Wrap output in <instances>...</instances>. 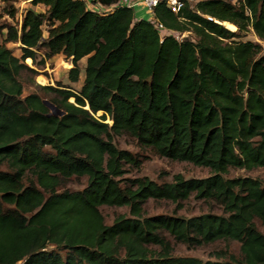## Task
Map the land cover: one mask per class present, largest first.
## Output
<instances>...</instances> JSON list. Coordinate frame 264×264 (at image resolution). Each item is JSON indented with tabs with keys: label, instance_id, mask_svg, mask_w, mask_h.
<instances>
[{
	"label": "trees",
	"instance_id": "1",
	"mask_svg": "<svg viewBox=\"0 0 264 264\" xmlns=\"http://www.w3.org/2000/svg\"><path fill=\"white\" fill-rule=\"evenodd\" d=\"M29 1L46 11L28 9L20 26L0 23V165L9 169L0 170V264H264V184L225 176L231 167H264L263 46L238 40L253 29L264 41V0H186L178 15L162 1L156 18L196 36L181 41L162 40L133 7L100 14L85 0ZM9 42L21 43V57ZM60 53L71 58L73 82L87 63L79 91L40 86L65 111L54 116L38 93L24 96L20 75L36 73L26 59L44 64ZM120 134L212 174L161 184L125 177L127 164L142 162L117 146ZM71 177L88 184L61 191ZM192 196L222 213H145L149 199L181 208ZM103 205L127 206L130 215L109 225ZM166 232L188 246L237 241L240 255L176 256Z\"/></svg>",
	"mask_w": 264,
	"mask_h": 264
},
{
	"label": "rangeland",
	"instance_id": "2",
	"mask_svg": "<svg viewBox=\"0 0 264 264\" xmlns=\"http://www.w3.org/2000/svg\"><path fill=\"white\" fill-rule=\"evenodd\" d=\"M141 0H135V3ZM232 3H236L237 0H228ZM134 6L135 15L137 18H142L145 20H151L153 18V13L147 10L145 7L139 5ZM28 9H35L38 12L46 11V7L43 5H33L29 0H15V1H5L0 0V23H11L21 25L24 14ZM11 11H14V15L11 14ZM228 26L237 28L230 23H226ZM227 27V26H226ZM237 30V29H236ZM184 36H188L192 39H195L196 36L193 32L186 31ZM2 40V39H1ZM238 40L243 41H253L261 43L263 46L264 53V41L261 40L253 29L248 32H244ZM8 47L12 49L16 56L21 57L22 49L20 42H9L7 43ZM39 61L44 59V50L40 49L38 51ZM26 63L36 69V73L30 71H23L20 75V79L24 86V96L31 93H38L44 99L53 98L55 93L47 92L42 90L40 86L52 85L58 86V83L64 86H68L70 89L79 91L84 83L85 78V66L87 63V58H83L79 62L81 69L79 81L73 82L69 78V69L73 66L71 58H68L65 54L60 53L54 55L53 57L46 59L45 63L42 62ZM39 77L46 79V83H41ZM102 112H99L97 115L100 116ZM112 124V120H106ZM114 141L117 146L121 149H126L131 151L141 160V165L139 167L132 166L130 164L126 165L127 172L125 177L135 178L147 176L150 179L161 184L164 182H170L173 180L174 175L182 174L185 178H203L212 174V171L209 167L197 166L193 163L187 161H177L172 160L166 157H162L156 153L152 147L141 145L135 137L130 136L129 134H120L114 136ZM0 170H9L6 164L0 165ZM227 178L233 177H253L258 178L264 184V167H257L251 170L244 168H234L231 167L228 172L225 174ZM88 184L87 177H71L64 180L63 185L60 187V190H82ZM101 212L105 218L107 224H112L114 219L121 214L130 215V208L127 206L118 207V206H108L103 205L100 207ZM144 209L146 215H159V214H168V215H180L191 217L194 215H199L207 212L222 213V208L219 204L214 201H205L200 200L192 196L190 199L183 202L181 208H177V204L171 202L167 199H149L144 204ZM260 229H263L259 221L257 222ZM165 237L171 242L173 246V254L176 256H193L201 258L204 261H216L218 259L216 252L218 251H227L228 253H233L240 255V243L237 241H227V240H218L212 243L200 245V246H188L187 244L177 242L169 233H164ZM156 248V246L152 245Z\"/></svg>",
	"mask_w": 264,
	"mask_h": 264
},
{
	"label": "built area",
	"instance_id": "3",
	"mask_svg": "<svg viewBox=\"0 0 264 264\" xmlns=\"http://www.w3.org/2000/svg\"><path fill=\"white\" fill-rule=\"evenodd\" d=\"M165 2L167 7L175 14H180L182 9L186 5V0H141L135 3V0H121L117 4L112 6H105L99 2V0H85L87 8L98 12L100 14H106L110 12L114 7L116 6H127V7H133L137 4L139 6L145 7L147 10H149L151 13H153V18L150 20L155 28L159 31V34L162 38V40L167 36H173L177 40H183L186 36H184V32H179L173 29H169L166 27L158 18H156L154 10L155 7L158 6L161 2ZM211 19V17H209Z\"/></svg>",
	"mask_w": 264,
	"mask_h": 264
},
{
	"label": "water",
	"instance_id": "4",
	"mask_svg": "<svg viewBox=\"0 0 264 264\" xmlns=\"http://www.w3.org/2000/svg\"><path fill=\"white\" fill-rule=\"evenodd\" d=\"M119 1L121 0H99V2L105 6H112L117 4ZM224 24V23H223ZM188 36L185 37V39H187ZM44 104L46 106H48L51 110V114H53L54 116H61L65 113V111L63 109H61L60 107H58L56 104L52 103L51 101H49L48 99H44ZM87 109H89V106L86 107Z\"/></svg>",
	"mask_w": 264,
	"mask_h": 264
},
{
	"label": "crops",
	"instance_id": "5",
	"mask_svg": "<svg viewBox=\"0 0 264 264\" xmlns=\"http://www.w3.org/2000/svg\"><path fill=\"white\" fill-rule=\"evenodd\" d=\"M141 7L143 8V6H141ZM135 16H136V15H135ZM136 19H138V20H139V19H142V18H137V17H136Z\"/></svg>",
	"mask_w": 264,
	"mask_h": 264
},
{
	"label": "clouds",
	"instance_id": "6",
	"mask_svg": "<svg viewBox=\"0 0 264 264\" xmlns=\"http://www.w3.org/2000/svg\"><path fill=\"white\" fill-rule=\"evenodd\" d=\"M113 122V121H112Z\"/></svg>",
	"mask_w": 264,
	"mask_h": 264
}]
</instances>
